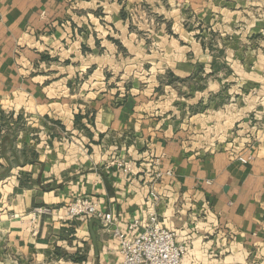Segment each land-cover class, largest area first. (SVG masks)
I'll return each instance as SVG.
<instances>
[{"label": "crops", "instance_id": "1", "mask_svg": "<svg viewBox=\"0 0 264 264\" xmlns=\"http://www.w3.org/2000/svg\"><path fill=\"white\" fill-rule=\"evenodd\" d=\"M139 1L0 0V122L11 113L21 125L13 155L0 152V264H122L114 225L69 220L66 209L87 195L127 229L145 222L150 186L184 264H264V0L158 11L172 32L165 50L179 58L150 66L146 88L135 58H118L135 46ZM185 20L193 35L223 33L214 46L225 58L174 37L188 36ZM233 142H253L243 151L252 160L239 161Z\"/></svg>", "mask_w": 264, "mask_h": 264}, {"label": "rangeland", "instance_id": "2", "mask_svg": "<svg viewBox=\"0 0 264 264\" xmlns=\"http://www.w3.org/2000/svg\"><path fill=\"white\" fill-rule=\"evenodd\" d=\"M181 0H142L139 1L140 7L145 10V13H138L135 11L132 14H129V22L132 26V32H134V40H135V46L132 49H127L125 47H122L121 45L118 48L119 57L118 58H135L136 62L134 65V69L136 72V83L140 88H146L151 81L153 80H147L146 77H149L145 73V71H149V67H152V70L154 71V68L158 61H161V58H165L167 60L168 58H179V55L175 54L173 51L174 48L168 47L165 50L164 41L166 38V34L169 33L170 36H172V32L168 29V27H163L162 24H166L165 17L157 15L158 11L161 9L173 8L177 5L178 2ZM138 6L137 4L135 5ZM185 24V34L188 32V36L184 35L183 33H178L177 35L173 34L174 37H181L184 44H188V46L193 42V39L199 40L205 48H207V52L204 50V54L201 58H225V48L222 47H215L218 46L217 42L222 41V35L223 33L217 32L216 35L213 34V32H208V27H205V31L196 32L195 35L192 34L191 26L193 23L190 21H186ZM190 24V25H188ZM204 26V25H203ZM206 26V25H205ZM201 29V28H200ZM202 30V29H201ZM120 38V37H119ZM215 45V46H214ZM104 52V50H102ZM108 51H105L107 53ZM191 53V52H190ZM187 53V56L190 58V55L192 54ZM147 58L148 60H151L152 62L148 63V61L143 60ZM145 59V60H147ZM134 60V61H135ZM122 64V63H121ZM160 65V64H159ZM217 69H220L219 71L223 70L222 67L225 68V65L223 63H218L216 65ZM222 68V69H221ZM131 69V67L129 68ZM199 70L203 71L202 68H198ZM218 72V70H217ZM165 79H169L170 75L165 73ZM137 77H140L137 79ZM157 80H159L160 76L157 75ZM219 79V78H218ZM120 80V79H119ZM207 77L202 78L200 77L197 85L200 88H204L208 84ZM196 85V86H197ZM222 86V85H221ZM220 86V87H221ZM226 88V85L225 87ZM222 90V89H221ZM219 90V92H222ZM216 97V103L222 101L224 96L222 94L218 93L215 95ZM157 99V98H155ZM218 104V103H217ZM17 121L13 119L12 114L8 113L4 115L3 121L0 122V152H3L4 154L13 155V148L15 146V136L19 134V131L21 130V125L18 124ZM253 144V142H251ZM244 144L241 145L237 142H233L231 144V148H235L236 151L240 152L241 154L243 151H246V147L252 146V144ZM239 153V154H240Z\"/></svg>", "mask_w": 264, "mask_h": 264}, {"label": "built area", "instance_id": "3", "mask_svg": "<svg viewBox=\"0 0 264 264\" xmlns=\"http://www.w3.org/2000/svg\"><path fill=\"white\" fill-rule=\"evenodd\" d=\"M236 158L247 163L253 158L252 152L238 154ZM124 168L130 169L127 162H119ZM160 173H156L155 177ZM158 194L150 186L147 197V211L145 222L142 218H134L127 229L116 223V218L110 211L103 210L99 203L87 195H77L69 203L65 215L69 220L86 221L97 218L108 225H114L112 234L117 239L122 264H184L186 253L185 243L178 241L176 232L163 225L156 211L152 209ZM35 216L40 213H51L49 207H36ZM141 226L129 235L128 230Z\"/></svg>", "mask_w": 264, "mask_h": 264}, {"label": "water", "instance_id": "4", "mask_svg": "<svg viewBox=\"0 0 264 264\" xmlns=\"http://www.w3.org/2000/svg\"><path fill=\"white\" fill-rule=\"evenodd\" d=\"M93 222H97V223L101 224V221L97 218H91L90 225H92ZM92 238H93V241H95V235L93 234V232H92Z\"/></svg>", "mask_w": 264, "mask_h": 264}]
</instances>
